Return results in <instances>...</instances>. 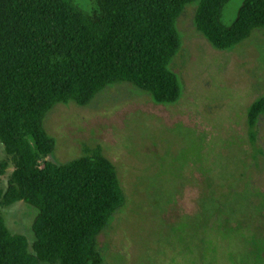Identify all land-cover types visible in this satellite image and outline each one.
<instances>
[{"label": "rangeland", "instance_id": "obj_1", "mask_svg": "<svg viewBox=\"0 0 264 264\" xmlns=\"http://www.w3.org/2000/svg\"><path fill=\"white\" fill-rule=\"evenodd\" d=\"M242 2L226 5L225 25ZM196 8L185 6L175 22L176 102L118 83L84 107L56 104L44 117L55 143L47 161L98 149L115 168L124 203L97 237L102 264H264V117L247 123L250 105L264 98V29L216 50L195 28ZM12 171L9 162L0 190ZM1 213L31 244L36 211L17 202Z\"/></svg>", "mask_w": 264, "mask_h": 264}, {"label": "trees", "instance_id": "obj_2", "mask_svg": "<svg viewBox=\"0 0 264 264\" xmlns=\"http://www.w3.org/2000/svg\"><path fill=\"white\" fill-rule=\"evenodd\" d=\"M231 0H0V144L13 171L0 190V264H102L97 237L122 207L115 168L98 149L72 161L47 158L55 143L43 128L56 105H88L104 88L127 83L158 104L180 95L168 65L180 47L175 22L197 3L196 30L229 50L264 29V0H243L229 25ZM264 117V98L247 113ZM23 202L36 211L33 241L11 234L1 210Z\"/></svg>", "mask_w": 264, "mask_h": 264}]
</instances>
